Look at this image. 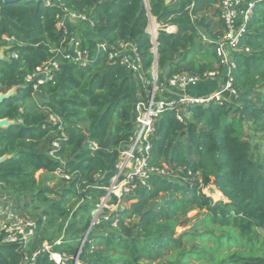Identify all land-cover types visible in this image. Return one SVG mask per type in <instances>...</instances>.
Returning <instances> with one entry per match:
<instances>
[{"label": "trees", "instance_id": "16d2710c", "mask_svg": "<svg viewBox=\"0 0 264 264\" xmlns=\"http://www.w3.org/2000/svg\"><path fill=\"white\" fill-rule=\"evenodd\" d=\"M218 3L0 1V47L14 56L0 60V92L16 89L0 106V120L13 123L0 129V158L7 156L0 162V211L9 207L34 222V235L24 244L4 242L0 233V264H23L25 255L35 252L34 264H55L41 250L45 242L65 254L63 264H73L77 255L81 264H264L259 232L264 231V155L255 153L243 128L251 121L264 133L262 1L246 24L240 51L231 56V103L238 105L189 104L182 121L179 105L164 107L148 166L167 176L152 172L144 184L136 182L122 200L129 206L115 213V226L108 220L93 227L81 245L91 213L130 144L136 108L148 100L153 74L160 87L178 74L202 79L222 71L215 51L223 33ZM64 10L86 21L66 22L59 30L56 21ZM149 17L176 29L160 31L153 43L146 32ZM121 44L134 47L139 70L121 63ZM74 50L84 54V62L66 58ZM49 63L56 67L48 66L49 75L34 93V83L25 77ZM32 94L42 101L34 99L28 108ZM51 181L57 184L48 186ZM209 185L218 198L204 192ZM166 193L170 198L157 203ZM194 210L197 220L190 225L187 215Z\"/></svg>", "mask_w": 264, "mask_h": 264}, {"label": "built area", "instance_id": "2783aa9c", "mask_svg": "<svg viewBox=\"0 0 264 264\" xmlns=\"http://www.w3.org/2000/svg\"><path fill=\"white\" fill-rule=\"evenodd\" d=\"M264 0H219V19L223 22V33L216 39V56L219 60V66L222 67L221 72H210L199 78L188 74H178L168 79L160 88L167 92H172V99L156 98L159 87L155 86L156 76L153 74L152 90L146 102L137 106L138 115L135 120V128L133 136L130 138V144L127 149L121 154L116 165V173L111 178L110 183L104 188L105 194L100 199L99 203L92 211V221L85 232L81 245L87 240L90 230L100 224L111 220L112 226H115V213L118 206L122 203L125 196L130 194L134 184H144V179L148 173H158L167 176L166 170H154L148 166V156L150 152V140L154 133V127L164 107L179 105L177 118L182 121L187 118L185 107L189 104H198L207 107L211 102L221 103L225 100L224 94L235 97V91L231 88V72L234 69L232 54L239 52L238 44L240 38L246 34V24L252 16L254 6L257 2ZM86 18L82 14L63 11L61 16L57 17L56 28L65 30V23L78 24L85 22ZM176 29L175 26L165 28L162 24L149 19V25L146 29L150 41L155 42L160 31L172 33ZM206 40L205 37H203ZM103 49L104 47L101 46ZM120 55L122 56L121 63L134 70H139L138 59L135 54V49L132 45H120ZM239 50V51H238ZM248 52V49H244ZM130 53V54H129ZM117 56V54H109V58ZM130 58V62L128 60ZM66 58H71L75 63L84 62V54L78 50H74V55H67ZM56 67L55 64L43 65L31 75L26 76V82H32L33 90H37V86L43 83L50 72L48 66ZM44 73L42 76L40 73ZM218 77V78H216ZM222 77L223 83L214 91L206 95H190L185 90L189 87L197 86L203 79L216 80ZM49 120L54 122L55 119L50 116ZM57 147V144H53ZM57 174V173H56ZM190 174V173H188ZM68 180V176H63ZM115 200V202H113ZM0 233L5 236L4 242L7 243H27L34 235V222L29 219L15 215L9 207H3L0 211ZM59 241H57L58 243ZM41 250L49 253V258L55 264H63L65 254H60L52 251L50 245L46 242L42 244ZM38 252L32 253L30 256L25 255L23 264H34ZM73 264H81L78 255L74 258Z\"/></svg>", "mask_w": 264, "mask_h": 264}, {"label": "rangeland", "instance_id": "374dc122", "mask_svg": "<svg viewBox=\"0 0 264 264\" xmlns=\"http://www.w3.org/2000/svg\"><path fill=\"white\" fill-rule=\"evenodd\" d=\"M147 1L148 0H144L145 3H147ZM152 21L154 22V19H152ZM84 27H86V26H84ZM4 44H6V45L7 44H10V41L9 42L6 41V43H4ZM2 45H3V43H0V46H2ZM1 50H2V47H0V54H1ZM128 60L130 62V58L129 57H128ZM43 74H44L43 72L40 73L41 76ZM216 78H218V77H216ZM214 80H206V79H203L202 81H200V83L197 86H195V87H189L187 90H185V92H187L190 95H200V96H202L201 94H198V93L201 92V91H203V90H208V89H211V88L213 89V86H214L213 82H214ZM167 93H169V92H167L163 88H160L159 87L158 90H157L156 98H161L162 96H164ZM32 95H33V98L31 100L25 102V104L27 105L28 108H31L32 107V102L34 103L35 100H37V101L38 100H41L42 101V99L40 97H38V96L35 97L34 94H32ZM204 95H206V94H204ZM228 102L231 103V101H228ZM234 104H237L238 105L237 102L231 103V105H234ZM243 128H244V133H245V136H246L247 140L251 142V144H252L253 147H256L257 148L255 153L258 152L259 153V156L262 157L264 155V133L258 127L254 126L253 125V122H251V121L244 122L243 123ZM36 177H38V176H36ZM198 178H201V173H199V172H198ZM55 184H57V183H54L53 181H51V182L48 183V186H54ZM204 192L206 194L211 195L215 199L219 197V195L215 192V190L212 189V185L207 186L204 189ZM170 196L171 195L169 193L162 194L160 196V198L156 202L157 203H161L164 200L170 198ZM10 201L12 202V198H11ZM129 204L130 203H127V202H124L123 201L122 203L119 204L118 208H126V207L129 206ZM196 214H197V211L194 210V211L189 212V214L187 215L189 218H191L190 225L197 220ZM135 221H136L135 219H132V220H129L128 223L129 224H132ZM188 228H189V225L186 226L185 228L178 227V228H176V233L179 234V233L185 231ZM100 229H98V230L100 231Z\"/></svg>", "mask_w": 264, "mask_h": 264}, {"label": "water", "instance_id": "95a60500", "mask_svg": "<svg viewBox=\"0 0 264 264\" xmlns=\"http://www.w3.org/2000/svg\"><path fill=\"white\" fill-rule=\"evenodd\" d=\"M4 5H8V4H13V3H17V2H21V1H24V2H31V1H36V2H42L44 5H48L49 4V0H0ZM169 0H166V3H168ZM147 5V3H145ZM151 17H149L150 19ZM15 93V91H10L8 92L7 94H0V105L3 103V101L7 98H9L11 95H13ZM13 124L12 122H9L7 119H3V120H0V128H3V127H7L9 125ZM7 156H4L2 158H0V162H2L3 160L6 159ZM259 232L261 234L264 235V231L263 229H259Z\"/></svg>", "mask_w": 264, "mask_h": 264}, {"label": "crops", "instance_id": "0c3cea01", "mask_svg": "<svg viewBox=\"0 0 264 264\" xmlns=\"http://www.w3.org/2000/svg\"><path fill=\"white\" fill-rule=\"evenodd\" d=\"M214 82H213V84H214L213 89L211 88L208 90H203V91L199 92L198 94L204 95V94H209L211 92H214L221 85V83H223V79H222V77H220V80L216 79V80H214ZM224 96H225V100H227V101H235V97H232V96L227 95V94H224ZM173 97H174V94L172 92H169L159 99H172ZM42 173H43L42 171L37 172V176H39Z\"/></svg>", "mask_w": 264, "mask_h": 264}, {"label": "flooded vegetation", "instance_id": "af4514ba", "mask_svg": "<svg viewBox=\"0 0 264 264\" xmlns=\"http://www.w3.org/2000/svg\"><path fill=\"white\" fill-rule=\"evenodd\" d=\"M5 41H7V42H9V39H6ZM5 53H6V51H5V49L4 48H2V50H1V54H0V60H3V61H8L9 60V58L10 57H14L13 55H11V54H6L5 55ZM26 78V77H25ZM15 91L16 89H15V87H12L11 89H9V90H7L6 92H0V94H7L8 92H10V91ZM34 93H35V91H34ZM12 96V95H11ZM5 101V100H4ZM3 101V102H4ZM2 105V104H1ZM0 105V106H1ZM8 120V119H7ZM9 122H12L11 120H8ZM10 126V125H9ZM9 126H7V127H9ZM7 127H3V128H7ZM0 129H2V128H0Z\"/></svg>", "mask_w": 264, "mask_h": 264}]
</instances>
